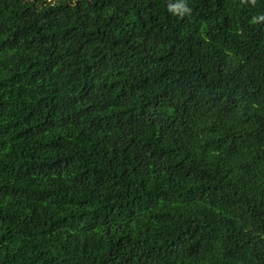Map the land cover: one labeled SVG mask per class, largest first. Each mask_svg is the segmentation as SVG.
Masks as SVG:
<instances>
[{
    "label": "trees",
    "instance_id": "16d2710c",
    "mask_svg": "<svg viewBox=\"0 0 264 264\" xmlns=\"http://www.w3.org/2000/svg\"><path fill=\"white\" fill-rule=\"evenodd\" d=\"M0 0V264H264V0Z\"/></svg>",
    "mask_w": 264,
    "mask_h": 264
},
{
    "label": "clouds",
    "instance_id": "9594fccd",
    "mask_svg": "<svg viewBox=\"0 0 264 264\" xmlns=\"http://www.w3.org/2000/svg\"><path fill=\"white\" fill-rule=\"evenodd\" d=\"M168 11H170L173 14H187L191 11V9L187 6V4L184 2V0H178L176 3H170L168 5ZM260 20H264V16L260 17H254L252 20V23H257Z\"/></svg>",
    "mask_w": 264,
    "mask_h": 264
}]
</instances>
